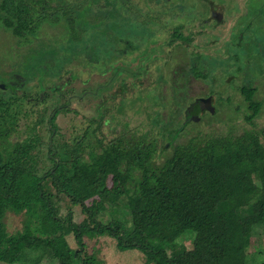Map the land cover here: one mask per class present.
I'll list each match as a JSON object with an SVG mask.
<instances>
[{
  "label": "trees",
  "instance_id": "obj_1",
  "mask_svg": "<svg viewBox=\"0 0 264 264\" xmlns=\"http://www.w3.org/2000/svg\"><path fill=\"white\" fill-rule=\"evenodd\" d=\"M116 4L117 0H0V27L19 43L30 41L45 24L65 21L63 47L86 58L78 66L75 56L68 54L57 72L50 67L53 63L42 61L38 68L45 75L39 80L29 78L23 68L6 72L0 64L7 77L0 83V254L14 256L17 249V256L36 251L58 264H104V259L88 253L84 238L106 235L118 250L141 251L136 254L145 264H248L259 241L253 233L264 214V128L218 131L207 115L224 111L233 96L224 99L221 94L215 101L212 90L205 99L188 98L187 107H171L168 116L156 109L147 115L146 127L131 129L121 115L128 99L120 98L113 112L108 94L134 91L132 103L149 98L156 105L165 104L164 83L156 88L155 79H162L170 47L189 48L194 32L174 27L154 52L149 46H125L124 41L123 47L114 48L117 53L102 58L110 40L118 45V37L111 39L107 33L111 22L106 20ZM191 51L186 81L180 87L172 85L173 104L181 105L177 99L182 92L188 95L191 76L207 80L201 70L207 54ZM68 70L67 80L52 81ZM147 73L156 90L152 98L149 86H138ZM235 88L248 103L247 125L258 127L255 120L264 102L255 98L257 87ZM83 95L91 101L86 127L79 134L62 132L59 119L77 113L71 102ZM236 108L240 112L242 106ZM182 110L184 119L179 118ZM252 184L256 188L247 191ZM112 207H124L130 218L108 221L105 216ZM77 208L80 221L75 220ZM9 213L25 215L21 229L9 231ZM167 219L182 224L172 242L164 238Z\"/></svg>",
  "mask_w": 264,
  "mask_h": 264
},
{
  "label": "rangeland",
  "instance_id": "obj_2",
  "mask_svg": "<svg viewBox=\"0 0 264 264\" xmlns=\"http://www.w3.org/2000/svg\"><path fill=\"white\" fill-rule=\"evenodd\" d=\"M102 3L103 1L100 5ZM106 17V20L111 22L108 25L110 28L107 32L108 35H112L111 39L118 37V45L113 40H110V44L107 43L103 51L104 54H101V57L106 59L105 54L111 51L117 53L114 48L123 47L124 41H127L125 46L132 45L141 49L143 45L144 47L149 46V52H154L158 44L167 42L172 28L181 26L184 27L185 33L194 32V40L189 44V48L182 45L170 47L168 58L164 59L166 64L162 67L164 76L162 75V79L160 76L155 79V87L158 84L162 85L161 82L164 83L162 96L165 104L156 105L149 98H145L143 101L136 99L132 103L130 100L136 97L133 95L134 91L122 95L115 94V91L108 94L109 102L112 104L109 107L113 112L116 111V108L113 107L116 106L115 104L119 102L120 98L128 99L121 115L123 120H128L131 129L132 127H146L144 124H148L147 115L154 114L156 109L168 116L171 107H187L190 102L187 100L188 98L205 99L212 90L215 101L221 100L219 96L221 94L225 97L224 99H227L226 97L229 95L233 96L232 105H224V111L218 110V114L214 117L211 113L207 115L209 120L215 121L214 127L218 131L242 133L244 127L264 128V105L263 111L255 120L258 127L247 125L244 114L248 110L246 106L248 103L241 92L235 88L244 84H252L257 87L255 98L264 102V0H117L116 6L111 7V12ZM65 25V21L51 26L45 24L38 35L23 43H19L10 31L0 27V64L2 69L9 72L23 68L27 71L26 74L29 78L33 79L36 76L35 80H39L45 75L44 69L38 68L42 61L47 60L49 63H53L51 64L53 66H48L53 67L52 70L56 68V72L60 68L59 64H65L68 54L75 56L74 63L78 66L81 61L85 62L86 58L82 57L83 54H77V50H68L63 47L64 41L67 40ZM104 31L103 26L102 38ZM98 34V37H101L100 33ZM93 37L95 36L93 35ZM196 44H198L197 48L194 47ZM196 49L207 54L203 66L201 65V70L206 72L207 80L191 76L188 95H183V92L180 95L179 91H176L180 95L177 100L181 105L173 104L175 100L172 98L175 91L171 89L172 85L180 87L184 84L189 75L184 70L185 66L192 62L191 53L193 51L191 50ZM26 60L27 62L24 63ZM40 67L43 66L40 65ZM36 68L39 73L33 75ZM83 76L87 77L86 74ZM6 78L0 72L1 84L5 82ZM8 78L12 77L8 76ZM68 78L69 70L62 74L60 80L53 78L52 81L63 82ZM144 78L142 79L143 84L139 85L138 83V86L142 90L149 86L151 88L149 96L152 98L156 91L150 86L153 76L147 73ZM127 80L131 81V78ZM80 91L81 89L77 90L75 94ZM90 103L91 101L85 99L84 95L72 100L71 106L77 113L73 112L72 116H62L59 119L62 132L71 133V135L82 132L86 125L85 116L91 115L88 107ZM236 104L242 106L240 112L235 110L237 109ZM161 106L165 108L160 109ZM74 117L76 118L73 120ZM180 117L185 118L184 110L180 113ZM256 179L255 177V181ZM253 188H256L255 184L246 190L250 191ZM241 191L245 190L241 188ZM241 191L238 192L241 193ZM79 211L80 208H77V217L75 218L77 221L83 218ZM111 218L128 220L130 215L124 207L121 209L112 207L105 216L108 221ZM24 219V214L9 213L6 218L9 231L14 232L21 229ZM165 223L168 231L164 233V238L172 242L181 232L182 224L176 219H167ZM68 238L70 243L75 246L73 237L69 236ZM253 238L259 239V241L254 246L253 252L248 255L247 263L264 264V214L258 218ZM84 239L88 253H95L100 259H104V264H145L144 257L139 253L136 254L141 251L137 249L118 250L109 236L103 235L94 239L85 237ZM186 243L187 246H191L189 241ZM14 251V256L8 253L0 254V264H58L48 255L42 256L41 252L30 251L24 256H17L18 250Z\"/></svg>",
  "mask_w": 264,
  "mask_h": 264
},
{
  "label": "water",
  "instance_id": "obj_3",
  "mask_svg": "<svg viewBox=\"0 0 264 264\" xmlns=\"http://www.w3.org/2000/svg\"><path fill=\"white\" fill-rule=\"evenodd\" d=\"M191 108H193V107H191Z\"/></svg>",
  "mask_w": 264,
  "mask_h": 264
}]
</instances>
